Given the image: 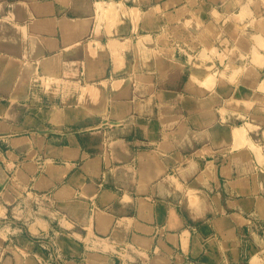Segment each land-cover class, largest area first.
Here are the masks:
<instances>
[{
    "label": "crops",
    "instance_id": "obj_1",
    "mask_svg": "<svg viewBox=\"0 0 264 264\" xmlns=\"http://www.w3.org/2000/svg\"><path fill=\"white\" fill-rule=\"evenodd\" d=\"M18 206L61 264H264V0H0ZM28 238L0 264H50Z\"/></svg>",
    "mask_w": 264,
    "mask_h": 264
},
{
    "label": "rangeland",
    "instance_id": "obj_2",
    "mask_svg": "<svg viewBox=\"0 0 264 264\" xmlns=\"http://www.w3.org/2000/svg\"><path fill=\"white\" fill-rule=\"evenodd\" d=\"M100 6L102 5H99V7ZM102 12L104 13L105 10ZM88 88L89 87L82 90L83 96H89L87 95L88 93H90L88 92ZM31 221L32 217L23 206H18L15 209H11L8 216H0V235L6 236V238H10L11 236V238L13 239H15L17 236H28L29 241L36 244V246L42 251L47 252V261L50 262V264H61V254L54 236L48 234L46 231H29V225L32 223Z\"/></svg>",
    "mask_w": 264,
    "mask_h": 264
},
{
    "label": "bare ground",
    "instance_id": "obj_3",
    "mask_svg": "<svg viewBox=\"0 0 264 264\" xmlns=\"http://www.w3.org/2000/svg\"><path fill=\"white\" fill-rule=\"evenodd\" d=\"M102 5H103V4H102ZM101 7H102V6H100V7L98 6L97 8H99L100 10H99V9H98V10H99L101 13H103L102 11H104V9H103V7H102V8H101ZM116 83H117V82H116ZM116 83H115V84H116ZM112 84H113V83H112ZM88 92H90V93H88L87 95L92 96V95L95 94L96 91H94L93 88L89 87V88H88Z\"/></svg>",
    "mask_w": 264,
    "mask_h": 264
}]
</instances>
